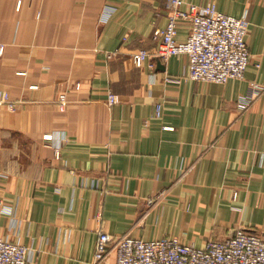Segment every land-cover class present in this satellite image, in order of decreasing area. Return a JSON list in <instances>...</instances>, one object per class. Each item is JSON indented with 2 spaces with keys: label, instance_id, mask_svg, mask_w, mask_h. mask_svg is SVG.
Listing matches in <instances>:
<instances>
[{
  "label": "crops",
  "instance_id": "0c3cea01",
  "mask_svg": "<svg viewBox=\"0 0 264 264\" xmlns=\"http://www.w3.org/2000/svg\"><path fill=\"white\" fill-rule=\"evenodd\" d=\"M185 1L248 16L244 79L186 81V55L153 58L167 0H0V89L17 102L0 103V236L32 264H89L100 229L198 245L264 233V92L238 107L264 85V0Z\"/></svg>",
  "mask_w": 264,
  "mask_h": 264
},
{
  "label": "built area",
  "instance_id": "2783aa9c",
  "mask_svg": "<svg viewBox=\"0 0 264 264\" xmlns=\"http://www.w3.org/2000/svg\"><path fill=\"white\" fill-rule=\"evenodd\" d=\"M167 9L168 21L160 30V43L153 54L155 60L186 55L188 68L181 75L186 81L226 83L231 79L245 78L251 57L247 42L250 20L246 14L225 13L214 1L196 4L167 0ZM183 22L189 24V33L184 41H179L177 35ZM4 50L5 44L0 43V56ZM106 55L111 59L116 52L108 51ZM150 57L152 54L145 49L132 54L133 61L139 65ZM174 79L167 76L164 80ZM263 92L264 85L252 82L249 91L238 99L239 109L246 111ZM118 100V95L108 93L110 106ZM57 102L64 108L68 102L65 92L59 94ZM0 103L11 109L17 106L8 91L3 89H0ZM162 110V103H158L157 117L161 116ZM232 197L237 200L239 191L234 190ZM148 202L152 203L154 199L150 198ZM34 254L35 249L20 240L0 236V264H32ZM89 264H264V233L241 225L228 236L210 238L204 245H198L170 235L146 239L100 229Z\"/></svg>",
  "mask_w": 264,
  "mask_h": 264
},
{
  "label": "rangeland",
  "instance_id": "374dc122",
  "mask_svg": "<svg viewBox=\"0 0 264 264\" xmlns=\"http://www.w3.org/2000/svg\"><path fill=\"white\" fill-rule=\"evenodd\" d=\"M3 44H4V43H3ZM1 56H3V54H2ZM1 56H0V57H1ZM217 237H222V236H219V235H218V236H217V235H213V236H211L210 238H217Z\"/></svg>",
  "mask_w": 264,
  "mask_h": 264
}]
</instances>
